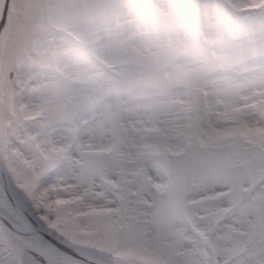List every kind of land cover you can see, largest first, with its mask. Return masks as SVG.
<instances>
[{"label":"rangeland","instance_id":"rangeland-1","mask_svg":"<svg viewBox=\"0 0 264 264\" xmlns=\"http://www.w3.org/2000/svg\"><path fill=\"white\" fill-rule=\"evenodd\" d=\"M219 1L228 12L241 15L264 0ZM59 2L65 10H53ZM185 3L154 0L156 14H149L127 0H12L1 60L0 163L17 199L30 214L43 218L39 222L57 239L112 259L166 264L144 253L150 231L145 225L177 238L186 231L173 215L175 195L159 198L168 182L144 173L140 156L151 143H170L174 149L173 143L186 138L220 146L246 184L264 176V23L224 38L218 31L225 11L209 4L210 32L207 46H201L189 34L198 13L193 3ZM53 11L55 18L50 17ZM99 36L104 39L94 43ZM71 38L83 45L77 43L76 50ZM194 54L207 57L212 69H194ZM64 56L68 59L60 65ZM94 61L110 69L119 65L120 77L110 78ZM171 63L174 68L167 67L168 80H163L160 68ZM225 69L228 78L200 82L203 73ZM181 72L196 73V83L207 82L201 84L207 97L202 111L197 88L180 85L187 82L177 77ZM170 75L179 87H168ZM123 91L128 92L118 103L113 95ZM167 162L174 174V163ZM102 186L133 200L129 223H121ZM82 197L85 201L78 204ZM249 207L258 217L264 214V186ZM121 233L124 243L117 239ZM242 251L247 253L240 255ZM234 257L236 264H264V223L259 219L223 250L221 264Z\"/></svg>","mask_w":264,"mask_h":264},{"label":"clouds","instance_id":"clouds-1","mask_svg":"<svg viewBox=\"0 0 264 264\" xmlns=\"http://www.w3.org/2000/svg\"><path fill=\"white\" fill-rule=\"evenodd\" d=\"M174 167L169 179V195H175L173 215L188 219L196 231L177 238L145 225L150 231L143 251L166 264H221L223 250L241 230H248L258 219L264 223V214L258 217L249 207L252 194L242 191L247 180L229 166L220 149L196 146ZM117 239L124 243L126 236L121 233Z\"/></svg>","mask_w":264,"mask_h":264},{"label":"snow or ice","instance_id":"snow-or-ice-1","mask_svg":"<svg viewBox=\"0 0 264 264\" xmlns=\"http://www.w3.org/2000/svg\"><path fill=\"white\" fill-rule=\"evenodd\" d=\"M0 264H67L22 203L0 201Z\"/></svg>","mask_w":264,"mask_h":264},{"label":"water","instance_id":"water-1","mask_svg":"<svg viewBox=\"0 0 264 264\" xmlns=\"http://www.w3.org/2000/svg\"><path fill=\"white\" fill-rule=\"evenodd\" d=\"M10 3H11V0H2L1 6H0V49L2 47L7 29H8L9 15H10ZM4 191H5V194L8 198V200L11 201L12 203H16L15 200L13 199V197L11 196L5 181H4ZM52 240L55 242L57 248L60 251L66 253V254L74 257V258H77V259L84 261V262H87L89 264H101V263H98L97 261L89 259L88 257H86L85 254H82L79 250L68 247V246H66L60 242L55 241L54 239H52Z\"/></svg>","mask_w":264,"mask_h":264},{"label":"bare ground","instance_id":"bare-ground-1","mask_svg":"<svg viewBox=\"0 0 264 264\" xmlns=\"http://www.w3.org/2000/svg\"><path fill=\"white\" fill-rule=\"evenodd\" d=\"M1 191H0V198H2L1 197ZM93 258H95V259H97V260H99V261H103V262H105V263H107V264H119V263H117V262H114V261H112V260H107L106 258H102L101 256L99 257V256H96V255H91Z\"/></svg>","mask_w":264,"mask_h":264}]
</instances>
